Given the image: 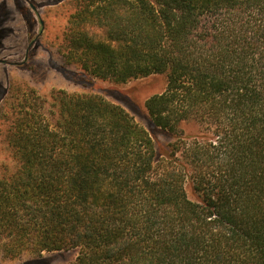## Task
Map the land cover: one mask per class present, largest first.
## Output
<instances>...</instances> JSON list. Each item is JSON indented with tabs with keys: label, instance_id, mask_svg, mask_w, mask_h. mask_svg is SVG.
<instances>
[{
	"label": "trees",
	"instance_id": "1",
	"mask_svg": "<svg viewBox=\"0 0 264 264\" xmlns=\"http://www.w3.org/2000/svg\"><path fill=\"white\" fill-rule=\"evenodd\" d=\"M60 17L42 37L50 67L166 85L144 101L147 130L99 94L48 101L9 78L0 125L16 166L0 165V257L264 264V0H69ZM188 120L198 134H181Z\"/></svg>",
	"mask_w": 264,
	"mask_h": 264
},
{
	"label": "rangeland",
	"instance_id": "2",
	"mask_svg": "<svg viewBox=\"0 0 264 264\" xmlns=\"http://www.w3.org/2000/svg\"><path fill=\"white\" fill-rule=\"evenodd\" d=\"M49 23L51 28L50 33L52 36H55L59 33L58 29L66 23V20L62 17H59L58 19L51 18ZM90 31L93 35H96L97 38L101 37L100 29L92 26L90 27ZM19 36V39L12 42L13 44H16V46L19 44L18 48L14 46L11 48L6 46L4 50H1L0 48V59L3 57L8 59H17L21 57L24 51L23 39L25 38V35L21 32L19 33ZM48 59L49 55L47 53L40 52L34 61L31 62L32 66L30 70L12 69L8 66H3L5 77L1 78L0 83L3 84V87L6 85V72L8 71L9 78L12 77L19 82L31 86L35 90L37 96H39V99H48L49 101L52 92L60 90L66 91L67 93L99 94L106 100L122 106L134 117L136 122L147 130H150L149 121L144 109V101L149 96L159 93L164 89L166 85L165 74L151 75L146 78L133 80L122 87H115L110 83L88 77L72 66L65 68L63 70L64 73H61L58 71L60 65L56 62L55 57L53 67H50V65L47 64ZM42 109L43 112H47V105L44 104ZM4 127L5 124L0 125V165H6L8 170H12L15 168L16 163L9 157V152L2 140L1 133ZM180 130L183 136L199 133L197 123L192 120L182 122ZM152 135L155 141L160 145L167 144L171 141V137L166 133L154 131ZM187 194L193 199L189 187H187ZM76 254L77 249H71L67 251L44 252L38 260H6L0 257V264H70L73 262Z\"/></svg>",
	"mask_w": 264,
	"mask_h": 264
},
{
	"label": "flooded vegetation",
	"instance_id": "3",
	"mask_svg": "<svg viewBox=\"0 0 264 264\" xmlns=\"http://www.w3.org/2000/svg\"><path fill=\"white\" fill-rule=\"evenodd\" d=\"M69 0H0V48L18 47L13 44L23 32L24 51L20 58L0 59V65L24 70V65L33 62L43 47L42 39L49 27L51 18L58 19L60 11ZM36 28V32H35ZM6 85L0 83V99L5 94L9 76L6 72Z\"/></svg>",
	"mask_w": 264,
	"mask_h": 264
},
{
	"label": "crops",
	"instance_id": "4",
	"mask_svg": "<svg viewBox=\"0 0 264 264\" xmlns=\"http://www.w3.org/2000/svg\"><path fill=\"white\" fill-rule=\"evenodd\" d=\"M17 48H18V47H17ZM19 49H20V47H19ZM3 66H4V65H0V80H1V78H4V77H5V75H4L5 70H4ZM8 67H9V66H8ZM9 68L14 69L15 67H9ZM6 74H7V73H6Z\"/></svg>",
	"mask_w": 264,
	"mask_h": 264
}]
</instances>
